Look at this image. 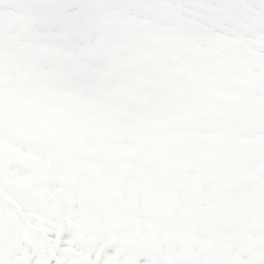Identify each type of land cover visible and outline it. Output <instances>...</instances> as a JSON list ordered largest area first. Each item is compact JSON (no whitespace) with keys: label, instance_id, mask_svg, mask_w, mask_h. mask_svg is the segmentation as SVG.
Here are the masks:
<instances>
[{"label":"snow or ice","instance_id":"6c2138e0","mask_svg":"<svg viewBox=\"0 0 264 264\" xmlns=\"http://www.w3.org/2000/svg\"><path fill=\"white\" fill-rule=\"evenodd\" d=\"M0 264H264V0H0Z\"/></svg>","mask_w":264,"mask_h":264}]
</instances>
